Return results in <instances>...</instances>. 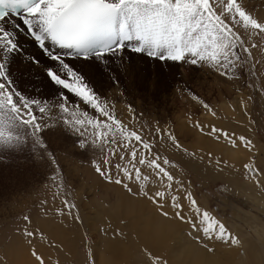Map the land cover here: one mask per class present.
I'll list each match as a JSON object with an SVG mask.
<instances>
[{
	"label": "snow or ice",
	"instance_id": "snow-or-ice-1",
	"mask_svg": "<svg viewBox=\"0 0 264 264\" xmlns=\"http://www.w3.org/2000/svg\"><path fill=\"white\" fill-rule=\"evenodd\" d=\"M26 37L38 49L29 57V65L42 66L49 82L64 90L54 101L25 96L15 85L9 61L23 51L21 38ZM126 50L159 61L206 65L230 80L242 78V73L257 77L259 72L264 76V70L258 69V65L264 67V20L254 17L241 0H0V150L27 148L39 160L47 157L56 169L50 177L55 200L64 189L63 170L42 133L50 126L45 117L53 120L54 110H58L54 122L81 137L77 145L82 151L99 153L91 165L106 182L143 196L160 209L163 217L190 225L208 240L239 245V238L202 208L185 181L178 178L173 170L179 165L159 149L179 150L190 158L196 153L189 152L159 122L154 129L125 123L115 115L114 105L102 100L83 72L68 62L108 64L109 56L121 57ZM253 50H260L261 58ZM248 87L254 85L249 83ZM257 91L264 95V83ZM66 93L73 94L95 114L90 115L79 104L70 106ZM201 103L216 116L208 103ZM128 108L134 111L131 105ZM193 126L233 148L243 146L251 152L255 147L247 137H237L214 124L196 121ZM208 157L213 160L211 152ZM214 166L223 171L229 165L216 159ZM242 169L245 179L264 190V168L249 160ZM62 203L67 215H73L76 205L66 198ZM166 207L171 216L164 210ZM64 209H57L60 216L65 215ZM74 219L79 220V215ZM22 225L17 226V234L27 240L36 264H49L34 245L37 239L51 241L28 215L23 216ZM204 246L213 251L207 244ZM145 254L151 264H168L147 249Z\"/></svg>",
	"mask_w": 264,
	"mask_h": 264
},
{
	"label": "rangeland",
	"instance_id": "rangeland-1",
	"mask_svg": "<svg viewBox=\"0 0 264 264\" xmlns=\"http://www.w3.org/2000/svg\"><path fill=\"white\" fill-rule=\"evenodd\" d=\"M241 2L254 17L264 20V0H241ZM27 49L28 59L37 53L30 44L27 45ZM253 52L258 59L261 58L260 50ZM22 57L26 56L22 55ZM108 61V64H104L68 60L71 65L83 72L86 82L102 100L114 105L115 115L118 118L128 124L134 122L136 127L145 129H154L159 122L160 127L176 135L189 152H195L196 157L190 158L179 150L172 148L165 150L164 147L159 149L162 155L179 165V168L173 171L178 178L185 181L202 208L209 210L222 221L239 240L245 239L247 246L256 250L262 247L258 240L264 239V204L255 200V197L264 194V190L245 179L242 165L254 160L258 167L264 168V95L257 91L264 83V76H260L259 72L257 77L242 73V78L230 80L206 65L194 66L183 62L159 61L146 54L139 55L128 50L124 51L121 57H108ZM258 69L264 70V67L258 65ZM10 72L16 87L25 96L33 99L54 101L58 93L64 91L49 82L42 66L29 65L28 60L19 56L11 59ZM249 83L254 87H248ZM66 95L71 102L70 106L79 104L90 115L95 114L94 110L83 105L73 94L66 93ZM241 99L245 103H242ZM201 102L208 103L215 110L216 116H212L204 109ZM129 105L133 112L129 111ZM222 106L231 110L232 118L225 115ZM54 111L56 117L53 120L45 117V121L50 126L42 135L63 170L64 189L55 200L52 199L55 189L50 177L56 169L47 157L39 160L27 148L16 151L0 150V264H8L6 263L9 262L6 256L8 248L18 245L13 242L21 237L17 234V226H23L24 215H28L32 223L39 228L45 227L44 221L53 222L50 225L53 226L52 230L59 234V242L55 240L51 243L47 242L48 247L45 245L42 253L52 264L57 262L58 264H99V258L102 256L110 258L107 253L110 244L124 251L114 254L115 258L124 261L121 264H151L148 258L136 250L135 234H132L126 224H129L132 217L158 215L160 209L143 196L133 195L121 186L108 183L98 176L91 161L96 159L99 153H93L91 149L87 152L82 151L77 145L81 137L68 130L62 123L54 122L59 115L58 110ZM133 116L136 117L135 121ZM196 121L205 125L214 124L230 133H235L237 137L245 136L255 147L249 152L243 146L233 148L223 139L217 141L196 129L193 126ZM161 144L163 145L164 141H161ZM234 151L239 153L238 162L228 163L229 166L224 167L223 171L214 166L216 159L223 160L227 153L230 155ZM209 152L213 154L212 161L209 160ZM233 165L237 166L233 168ZM15 179H18L17 182ZM19 181H22V184ZM136 187L133 185V191H136ZM65 198L76 205L72 209L71 216L67 215V209H64L62 200ZM43 201L47 203H42ZM166 208L164 210L168 209ZM57 209H64L65 215L60 216ZM102 210L105 214L101 213ZM126 213H130V217L126 218ZM76 215H79V220L74 219ZM106 217L112 221H106L108 222L106 224ZM183 224V234L191 236L189 239L192 243L197 241L196 244L202 246L204 239L198 233L194 234L195 229L190 225ZM49 228L51 229L50 226ZM108 228L113 230V235L109 236L110 233H105ZM21 239L23 241L18 246L21 248L25 246V250L27 249L30 255L27 240L23 237ZM38 240L36 244L39 243ZM122 245L126 246V249ZM202 247L198 255L207 251L204 249L205 246ZM27 250L23 255L28 252ZM263 252L261 251L260 254ZM163 253L166 254L167 251ZM238 254L231 264H243L241 263L243 261H246V264L247 261L248 264L264 263L263 258H240L243 255L242 249ZM170 255L172 256L168 254L170 264H191L189 256L183 252ZM213 257L221 263L218 255L214 254ZM137 258L140 260H135Z\"/></svg>",
	"mask_w": 264,
	"mask_h": 264
},
{
	"label": "bare ground",
	"instance_id": "bare-ground-1",
	"mask_svg": "<svg viewBox=\"0 0 264 264\" xmlns=\"http://www.w3.org/2000/svg\"><path fill=\"white\" fill-rule=\"evenodd\" d=\"M110 57V56H109ZM171 64V63H170ZM169 64V65H170ZM242 101V99H241ZM240 101V102H241ZM243 107V106H242ZM222 110L224 111L225 115L227 117H233V113L231 112V110L226 107V106H222ZM207 139V138H206ZM62 140V139H61ZM213 143V141H212ZM218 145V144H216ZM212 146V145H211ZM210 146V147H211ZM213 148H216V147H213ZM213 150V149H212ZM215 150V149H214ZM204 151V150H203ZM238 151V150H237ZM237 151H234V152H231V154L229 155L228 153L225 155V157H223V160L227 161L228 163L232 164L234 162H238L240 159L238 158L239 156L237 154H239ZM204 153V152H203ZM217 153V152H215ZM221 153V152H220ZM244 153V152H243ZM242 154V153H241ZM205 155V154H204ZM223 155V154H222ZM245 155V154H244ZM242 155V157L244 156ZM241 156V155H240ZM240 157V158H242ZM217 158V157H216ZM245 157H243L242 159H244ZM247 159V157H246ZM246 161V160H245ZM243 162V161H242ZM240 164H242L240 162ZM239 164V166H240ZM234 166V165H233ZM237 166V165H235ZM234 166V167H235ZM238 166V167H239ZM16 177V176H15ZM14 177V178H15ZM17 178V177H16ZM23 179V178H22ZM16 180L18 179H15V182H17ZM24 181V179H23ZM20 183L22 181H19ZM19 183V184H20ZM22 184V183H21ZM118 189V188H117ZM120 189V187H119ZM121 191V190H120ZM264 193V192H263ZM129 197V196H128ZM139 197V196H138ZM137 198V197H136ZM140 200V199H138ZM255 200H259V202L261 204H264V194H259V196H256L255 197ZM132 200H130L131 202ZM126 202V201H125ZM133 202V201H132ZM135 202V201H134ZM146 202V201H144ZM132 204V203H131ZM142 204V203H141ZM140 204V205H141ZM145 204V203H144ZM143 204V205H144ZM129 205V204H128ZM139 205V206H140ZM125 206V205H124ZM145 206V205H144ZM102 207V206H101ZM122 207V206H121ZM120 207V208H121ZM135 207V206H134ZM143 207V206H141ZM148 207V206H147ZM126 208V207H125ZM132 208V207H131ZM137 208V206H136ZM144 208V207H143ZM146 208V207H145ZM104 209V208H103ZM122 209H124L122 207ZM134 209V208H132ZM167 209V208H166ZM129 210V208H128ZM127 210V212H128ZM146 210V209H145ZM148 210V209H147ZM168 211H170V216H171V210L170 209H167ZM123 211V210H122ZM121 211V212H122ZM132 211V210H130ZM100 212V211H99ZM108 212V211H107ZM101 213H104L105 212L102 210ZM100 213V214H101ZM55 214V213H54ZM108 215V213H106ZM138 214V213H137ZM103 215V214H101ZM113 215V214H112ZM115 215V214H114ZM113 215V216H114ZM129 215H131L130 213H126L125 214V217L127 218ZM100 216V215H99ZM109 216V215H108ZM98 217V216H97ZM111 217V216H110ZM130 217V216H129ZM46 219H49V218H46ZM51 219V218H50ZM108 219V220H107ZM251 219V218H249ZM55 220V219H54ZM106 221H112V220H109L108 217H106V220H105V223L107 224L108 222ZM104 222V221H102ZM39 223L38 225H41L40 222H37ZM50 223H53L51 220H49L48 222L44 221V224H45V227L43 226L42 228L40 227L41 230H43V232L45 233V235L47 236V239L49 241H53L55 240L57 243L59 242V234L56 232V231H53L52 230V225H50ZM112 223V222H111ZM122 223V222H121ZM126 223V222H125ZM123 223V224H125ZM248 223V221H247ZM106 224L104 225V227L106 226ZM120 224V223H119ZM110 225V224H109ZM114 225V224H112ZM126 225H128V227L130 228L131 232H133L132 234H135V238H134V241H136V246H137V249L138 251H140L141 255L142 256H145L146 258H148L145 254V249H147L148 251H151L154 255H159V256H163V258H165L168 262V264H170V259H169V256L171 257L172 255L170 254H177V253H185L186 255L189 256V262L191 264H231V262L233 263V258H236L237 255H239L238 253L240 252V250L242 249L243 250V255H241L240 258H263L264 259V239L262 240H258L259 243L261 244V246L263 247H260L258 248L257 250L256 249H252L251 247L247 246L246 244V240L245 239H241L240 240V244L239 245H231L229 243H224L222 241H219V240H208L206 237H203V234L202 233H199V232H196V230H194V234L198 233L199 236L204 239V244L202 246H204L205 244L208 245V247L212 248L213 251L209 252L207 248H204L205 250L207 249V253L205 252L204 254H199V251H200V248L202 246H198L197 241L194 239V241H196V243H192L189 239V236L184 233L182 231H184V224L175 220V219H172V218H165L163 217L161 214H156V215H150V216H146V217H142V216H138L137 218H133L132 217V220L129 222V224L127 223ZM49 226L51 227V229L49 228ZM103 226V225H102ZM115 226V225H114ZM120 226V225H118ZM125 226V225H124ZM123 227V225H122ZM106 228V227H105ZM111 228V227H110ZM235 228V227H234ZM233 228V230H234ZM113 229V227L111 228ZM108 228V230H106L105 233H110V235H113V230H111ZM122 229V228H121ZM126 229V228H125ZM263 229V228H262ZM123 230V229H122ZM236 231V230H235ZM256 231V230H255ZM259 231V229H258ZM103 232V233H104ZM130 232V231H129ZM233 232V231H232ZM260 232V231H259ZM122 234V232H121ZM125 234V233H124ZM197 234V236H198ZM240 234V233H238ZM118 235V234H117ZM128 235V234H126ZM260 235V234H259ZM106 236V235H105ZM116 236V234H115ZM239 236V235H238ZM104 237V236H103ZM119 237V236H118ZM127 237V236H126ZM132 237V236H131ZM111 238V237H110ZM109 239V238H108ZM133 239V238H131ZM23 240L21 239V237L18 238V240H16L15 242H13L14 244H20ZM114 241V240H113ZM127 241V240H126ZM251 241V240H249ZM39 243H37V247L39 249V251L41 250L42 252L40 253H43V250L45 248V245L46 247L47 246V242H42L40 240H38ZM133 242V240H132ZM54 243V242H53ZM111 243V242H110ZM116 243V242H115ZM121 243V242H120ZM127 243V242H125ZM257 243V242H256ZM114 244V243H113ZM130 244V243H129ZM12 246V247H9L8 248V251L6 252V256L9 260V262H6L8 264H36V261L35 259H32L31 255H28L29 254V251L23 255V252L25 250V246L24 247H20V246ZM66 245V244H65ZM64 245V247H65ZM116 245V244H115ZM125 245V244H124ZM251 245V244H249ZM254 245V244H252ZM114 245L110 244L108 247H107V253H108V257H104L102 256V258H99V264H107L108 262H112L113 264H121V262H124L122 259L120 258H115L116 256H114V254H116L117 252H124L123 250H119V248H115L113 247ZM117 246V245H116ZM123 246V245H122ZM132 246V245H131ZM130 246V247H131ZM124 247V246H123ZM126 247V246H125ZM124 247V248H125ZM133 247H134V244H133ZM255 247V245H254ZM203 248V247H202ZM117 249V250H116ZM122 249V248H121ZM126 249V248H125ZM124 249V250H125ZM135 249V248H134ZM104 250V249H103ZM102 252H105L103 251ZM202 250V249H201ZM64 251V250H63ZM98 251V250H97ZM126 251V250H125ZM132 251V250H131ZM163 251H167V253H163ZM169 251V252H168ZM263 252L262 254H260V252ZM101 252V253H102ZM213 253V254H211ZM124 254V253H123ZM127 254V253H125ZM169 254V256H168ZM215 254L218 255V260L221 261V263L217 262L215 257H213ZM67 255V254H66ZM103 255V254H102ZM129 255V254H127ZM236 255V256H235ZM31 256V257H30ZM119 256V255H117ZM121 256H125V255H121ZM130 256V255H129ZM30 257V258H29ZM111 257H114V258H111ZM120 257V256H119ZM128 257V256H127ZM96 258V257H95ZM122 258V257H121ZM129 258V257H128ZM47 259V258H46ZM139 258L135 259V260H138ZM145 259V258H143ZM149 259V258H148ZM147 259V261H148ZM180 259V258H179ZM185 259V258H184ZM183 259V260H184ZM49 264H52V262L47 259ZM140 260V259H139ZM182 260V261H183ZM126 261V260H125ZM128 261V260H127ZM126 261V262H127ZM130 261V260H129ZM181 261V260H179ZM259 261V260H258ZM177 262V260L175 261ZM185 262V261H184ZM188 262V261H187ZM241 262V261H240ZM246 261H243L241 263L243 264H246L245 263ZM249 263V261H247V264ZM256 263V262H255ZM254 263V264H255ZM257 264V263H256ZM261 264H264L261 262Z\"/></svg>",
	"mask_w": 264,
	"mask_h": 264
},
{
	"label": "crops",
	"instance_id": "crops-1",
	"mask_svg": "<svg viewBox=\"0 0 264 264\" xmlns=\"http://www.w3.org/2000/svg\"><path fill=\"white\" fill-rule=\"evenodd\" d=\"M28 89H29V87H28ZM29 91H31V89H29Z\"/></svg>",
	"mask_w": 264,
	"mask_h": 264
}]
</instances>
